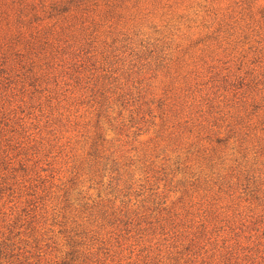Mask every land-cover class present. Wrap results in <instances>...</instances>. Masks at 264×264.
<instances>
[{
    "label": "rangeland",
    "instance_id": "rangeland-1",
    "mask_svg": "<svg viewBox=\"0 0 264 264\" xmlns=\"http://www.w3.org/2000/svg\"><path fill=\"white\" fill-rule=\"evenodd\" d=\"M0 264H264V0H0Z\"/></svg>",
    "mask_w": 264,
    "mask_h": 264
}]
</instances>
